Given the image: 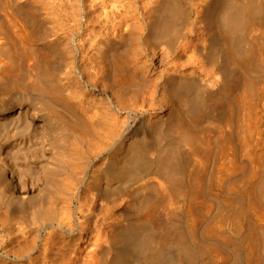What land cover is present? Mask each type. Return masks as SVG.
<instances>
[{"label": "bare ground", "instance_id": "obj_1", "mask_svg": "<svg viewBox=\"0 0 264 264\" xmlns=\"http://www.w3.org/2000/svg\"><path fill=\"white\" fill-rule=\"evenodd\" d=\"M150 4L148 15L151 21L148 19L147 24L141 27L145 28L141 42L145 46L151 44L149 47L154 50L165 44L167 54L174 56L177 45H181L180 41L186 39L183 35H193L200 31L190 22L192 10L189 0H151ZM198 5L205 11L201 20L202 23L205 22L204 27L199 26L203 29L202 35L186 41L178 57H188L199 71L205 72V78H200L197 69L186 74L182 63L178 61H174L173 66L168 69L165 67L160 83L151 92V99H157L156 103L160 108H163L164 99L170 100L174 109L166 119H150L138 115L134 128L120 124V117L104 108L100 110L102 108L97 104L92 105V108L87 106L89 109L84 108L86 105L75 103L76 101L73 103L70 97L74 93L70 94V99L66 96L67 91L58 79V72L63 65L59 63L64 57L57 44L52 45L51 41L52 43H44V48L41 45L39 48L35 39L22 35L18 37V44L21 42L25 50L20 53L16 46L17 39H12L7 30L3 32L5 36L0 35V54L6 55L5 58L0 57V80L8 79L0 85V232L9 237L18 232L24 238L22 251H15L14 261L30 263L31 260L34 262V259L40 258L45 264L57 262L66 254L68 245L78 233L81 235L86 232L92 224L99 226L95 217L103 213L102 225L97 229L100 232L98 250L86 264H216V254L212 253H216L218 249L215 247L214 252V247L207 245L212 241L208 240L211 238L207 234L208 228L205 231L207 236L203 232L208 237V243L200 238L203 236V233L199 234L203 230V224L199 227L202 219L198 220L197 216L204 214H197V199L204 195L206 188L201 181L206 173L207 161H213L212 157L222 154L219 157L223 161L220 181L224 182L231 175L234 176L235 170L240 169L231 153L234 150L231 149V144L236 136L234 131H237L234 129V120L238 117L243 126L241 133L239 130L236 133L244 148V155L248 157L250 154L253 157L249 149L251 146L257 147L255 155L261 163L256 171L253 170L262 176L255 184L249 181L246 185V181V186L242 184L235 192L231 190L235 186L230 188L233 192L230 193L233 194L231 202H228L231 203V224L236 229L233 233L236 232L238 239L244 244L250 246L259 241L257 227L247 226L243 229V224L249 216L248 212L256 211L264 200V91L257 82L261 78V72H264V0H211L210 3ZM29 21L31 31L36 33L40 27L39 20L32 16ZM120 23L118 26L113 25L111 30L120 41L105 39L107 48L97 57L106 65L102 70V78L113 86L121 84L122 78L131 83L135 81L138 69L135 66L141 64L140 61L139 65L132 67L134 52L130 49L133 39H137L140 27L131 24L127 26L128 20L127 23ZM124 32L128 34L125 35ZM119 43H126L128 47L125 45V49L119 52L114 45ZM23 57L33 59L38 68L36 78L29 84H26L27 80L24 78L26 83L12 77L15 70L21 71L19 67ZM91 58L96 60L95 57ZM114 89L110 88L111 92ZM67 93H70L69 90ZM117 95L116 99L121 97V94ZM126 98L124 96L117 100L121 108L118 104L116 106L112 98H108V103L116 112L126 110L131 113L133 110L126 104ZM151 106H155V102ZM155 109L157 106L153 107ZM212 117L217 118L221 124L215 125V132L207 131L206 126L205 130L200 128L202 125L199 127L202 120ZM72 135H76L77 141L70 140ZM254 141L257 143H253ZM70 149L77 155L88 156L85 167H80L78 162L76 164L80 170L82 168L81 178L77 180V177H73L77 181L68 174L62 175L66 169L63 172L60 170L68 160L66 158L72 151ZM69 155L72 157L74 154ZM103 160V166L99 168L101 163L97 167ZM189 165L192 168H188ZM209 167L210 165L207 168ZM73 173L76 174L75 171ZM213 175L216 178L215 173ZM85 185L89 194L83 191ZM60 192L68 195H64V200L58 201ZM211 192L210 190V196L213 192L216 193L214 190ZM230 194H227L228 198L231 197ZM181 198H184L182 202ZM198 200L202 201L200 198ZM225 200L223 199L224 202L227 201ZM178 201L181 203L179 207L175 206ZM201 206L203 207L202 204ZM245 223L250 224L247 221ZM27 230L35 231V236L29 233L26 237ZM217 231L214 232L218 234ZM209 232L212 233V229ZM215 233V238H212L218 241ZM62 234L68 236L69 242L65 241L66 236ZM219 234L222 235L221 232ZM30 240L33 242L30 243ZM233 241L235 239L231 243H235ZM219 247L222 248L221 244ZM220 248L218 251L222 253ZM229 248L232 250V246ZM37 251L40 257L33 256L32 259V254ZM11 252L14 253V249ZM217 254L219 256V252ZM252 254L254 253H251L250 248L247 252L248 262L251 261ZM68 258L69 261L74 259L73 256Z\"/></svg>", "mask_w": 264, "mask_h": 264}, {"label": "rangeland", "instance_id": "obj_2", "mask_svg": "<svg viewBox=\"0 0 264 264\" xmlns=\"http://www.w3.org/2000/svg\"><path fill=\"white\" fill-rule=\"evenodd\" d=\"M150 2H151V0L150 1L149 0H0V9H1L0 10V35L5 36V34L3 32H4V30L5 31L7 30V32H9V34L8 33L7 34L10 35L12 37V39H14V40L17 39V41H16L17 45L16 46H17V48H19L20 53L24 52V50H25L24 47L21 45L22 44L21 42H20V44H18L19 43L18 37H20V36L22 37V35L25 37L35 39L37 42V46H39V48H41V47L44 48L45 47L44 43L47 44L48 42H50V43L53 42L52 45L57 44L58 48L61 49L60 52L62 53V55L64 57L59 63L60 65L61 64H63V65H62V67H60V70L58 72V79L60 81H62V83L61 82L60 83H61V86L65 89V91L68 92V90H69V92H70L69 94L66 92V96L69 98L71 96L70 94L74 93V94H72V96L74 95L73 96L74 98L73 97H70L71 99L69 98L73 103L76 101L75 103H80L81 105L83 104L82 106L86 105V106H84V108H89L92 105L96 106L95 104H97L98 107L101 106L102 109L99 108L100 110H103V108H104L105 111L107 110V111H110L111 113L114 112L115 116H117L118 118L120 117L118 119L119 122H121L120 124L123 123V125H125L126 127H128V126L133 127V124H135L136 118L139 116L140 117H148L150 119L151 118L152 119H158V118L166 119L169 117L170 113L174 109L172 101L165 100V99L163 100V102H164L163 108H160V106L157 105V103H156V102H158V100L157 99L156 100L151 99V92L155 89L154 87H156L157 83L158 84L160 83L159 79H160L162 73L164 72L165 67L167 69L172 67L173 64L175 63L174 61H176V62L178 61L179 63H182L183 67L182 66L181 67L186 72V74H189L192 72V70L197 69L196 66L194 65L195 63L192 64V62L188 59V57H183V58L181 57L180 58L178 56H179L182 48L185 46L186 41H192V39L194 40L195 37L197 38L199 35H202L203 29L201 27H204L205 22L202 23L201 20H202L203 15L205 14V11L198 4H201V3L206 4V2L210 3L211 0H200V1L199 0H189V4H190L189 6H190V9L192 10V15H191L192 20L190 19V22L196 26L195 28H197V30L201 31V34H200V31H198L197 33H193V35L191 33L183 35L186 39L184 40V37H183L184 41H182V40L180 41L183 44L182 43H181V45L179 44L180 46L177 45L176 49L174 50L175 51L174 56L173 55L169 56L167 54L168 50H167V46L165 44H162L161 46L159 45L158 47H160V48H157V50H154L153 47L150 48L152 46L151 44H149L148 46H145L141 42V38H142V36H144V35H142V32H144L143 30L145 29V28L142 29L141 27H143L147 24L148 19H149V21H151V17L149 18V15H148V13H149L148 10H149L150 5H151ZM136 11L139 13H137ZM32 13H34V14H32ZM31 15L36 16L37 20H39L38 24H40L39 25L40 27L39 26L38 27L41 30L39 28L37 29L38 31L36 30V33L39 35H36V33L34 31H31V29L29 27V25H30L29 20L32 17ZM131 15H133V16H131ZM127 20H128V23H127ZM118 22L119 23L122 22V24L125 22V23H127V26H128V24H131L132 26H139L140 27V31H138V33H137V39L136 38H135V40L133 39V42L131 44L132 46L130 47V49H131L132 53L134 52L133 55L135 57V58L133 57V61L131 63L132 67L134 68L135 64L136 65H139L140 63L141 64L139 66H135L136 69L138 68L136 70L137 71V79L135 81H133L131 83V82H129L128 79L122 78L120 81L123 80L122 81L123 83L120 82L121 84L113 86L112 83H110L108 80L102 78V76H101L102 70H103V68H106V65L104 62L100 61L101 59L98 58L99 59L98 60L97 57L100 56L99 53L101 51L105 50L104 48H107L106 44H104L106 41L105 39H107V40L110 39V41L111 40L120 41L119 38L117 39L113 35V32L111 33L113 25L118 26L121 24V23L119 24ZM199 26H201V27H199ZM125 27H126V25H125ZM16 32L17 33L21 32L22 34L18 33V35H19L18 36ZM32 32L35 34H33ZM126 34H128V32H126L125 35ZM32 35H33V37H32ZM34 36H36V37H34ZM187 38H189V39H187ZM42 42H43V44H42ZM100 43H103V44H100ZM40 45H41V47H40ZM114 45L116 47V50L118 49L117 51L120 52V51L125 49L124 47H125L126 43L125 44L119 43V44H114ZM263 45H264V41H263ZM95 46L97 49L95 48ZM115 47H114V49H115ZM134 48H136V49H134ZM74 49L78 50V51H75ZM97 51H98V53H96ZM119 52H117V54ZM136 52H137V55H139V56L135 55ZM176 52H177V55H175ZM3 54H5V53H2V55L0 54V57L2 56L1 58L6 57V55H3ZM187 54L189 55L190 51H188ZM91 57H95L96 60L94 58H91ZM22 60H23V62L21 63V66L19 67V68H21L20 69L21 71H19V69L17 71L15 70L12 74V77H14L15 80H19V81L26 79L27 83L24 80L25 83L29 84V82L31 83L36 78L38 68L35 67L34 61L30 57L29 58L23 57ZM96 61H98V62H96ZM100 62L103 64V66H101L102 64ZM97 63L100 66H98ZM94 64H96V65H94ZM28 67H29V69H28ZM144 67L146 70L144 69ZM214 67L212 66V68H214ZM94 68H97V69H94ZM100 68H102V69H100ZM139 68H142V70L140 71ZM147 68H149V69H147ZM99 69H100V71H99ZM143 69H144V72H143ZM210 70H212V69L210 68ZM28 71H29V73H28ZM98 71H99V73H98ZM31 72H32V76L30 75ZM196 72L200 76L201 79L205 78V72L202 73L198 69ZM220 74L222 75V73H220ZM3 78L4 77H2V79ZM142 78H144L143 80H145V81L141 80ZM0 79H1V77H0ZM6 79L4 78L3 81L0 80V85L1 84L3 85V83L8 80V79L7 80ZM103 79L107 83H105V81ZM28 80H30V81H28ZM257 82L260 83V85L263 87V91H264V72H261V78ZM94 83H96V84L94 85ZM109 87L111 88V90L114 88L115 89L118 88L117 91L118 90L119 91L117 94H121L120 95L121 97H119L118 99H122V97H124V96H125V98L127 97L126 99L128 101L125 99L127 101L126 104H128L129 107L132 108L133 112L128 113V111H126V110L125 111L119 110L118 112H116L114 109H112V107H111L112 105L110 106V104L108 103V98H112L113 101H115L116 106H117V104L120 106V104H119V101H117L118 99H116L117 94L115 92H117V91H115V89H114L113 91H115V92H113V91L111 92ZM120 91H121V93H119ZM122 92H123V94H122ZM112 93H114L116 95H113ZM75 96L77 97V100H76ZM132 97H133V99H132ZM78 98H80V100ZM134 99L136 100V102ZM79 101H81V102H79ZM154 102H155V106H157V109H155V110H153V107H155V106H151V104L153 105ZM106 103H108V106ZM87 106H89V107H87ZM98 107H97V109H98ZM120 108H121V106H120ZM239 118L240 117L235 118V120H234L235 121V123H234L235 128L234 129H236L237 131L239 130L241 133V129H242L243 124L241 123L242 120L239 121ZM210 119L209 120H207V119L202 120L201 121L202 123L201 122L199 123V127H200V125H202L200 127L201 129H203V130L206 129L209 132H212V131L215 132V128H216L215 125L218 124L219 122L216 120L217 118L215 119L212 117V119L211 120ZM127 123H128V125H126ZM203 123H204V125H203ZM216 126H219V125H216ZM204 127H205V129H204ZM237 131H234L236 136L234 137L233 144L235 146H233V144H231V149L232 150L234 149L235 152L233 153L234 150L232 152L231 151L230 152L232 153V155L236 159L237 164L240 165L239 166L240 169L235 170V172H234L235 174L233 173L234 176L231 175L232 177L230 176L229 177L230 179L227 178L225 180L226 182L220 181L222 178V173L220 171L222 170L221 166H222L223 161H222V159L219 160V157L222 154L220 156L218 155L217 157L215 156L216 158L212 157L214 163H212L213 161L211 159H210V161L209 160L207 161V167L210 165L209 168H211V169L206 167V169H205L206 173H205V175H203L204 177H202L203 181H201V183H203L202 184L203 187L206 188L207 190L205 189V191L203 192L204 195L199 197L202 200L201 202H200V200H198L199 198L197 199V205H198L197 206L198 207L197 208V214H199V213L204 214V215L197 216L198 220L202 219L201 222L199 221V227L202 224L205 225V223H206V225L204 227L202 225V228H201V229H203L202 231L199 228V230L201 231V232L199 231L200 232L199 234L202 235L203 232L204 233H205V231L207 232L206 228H208V232H209V229H210V231H211V229L213 231L212 233L207 232L208 236L210 235L211 238L212 237L215 238L213 235L215 233L214 231L218 230L217 231L218 234L215 233L216 237H218V241L213 239V238L208 239V237H206L207 236L206 233H205L206 236L203 233V236H205V237H203V236L200 237V235H199V237L206 244L208 243V240H212L211 243L209 242L207 245H209V246L212 245V247H214L213 248L214 252H215V247L219 250V248H220L219 246L221 244L222 248H220V250H222V253H221V251H218V250H216V253H212L214 255L216 254L215 255V259L217 258V263L215 260L216 264H222L224 262L227 264L229 260L230 261L228 264H251V263L252 264H258V263L264 264V244H263L264 243V241H263L264 240V232L262 234V231H264V229H263L264 228V200L261 203L262 205L259 206L260 208L258 207L256 209V211H251V213L253 212L252 214L250 212H248L249 216L246 217L245 222L247 221L248 224L250 223L251 225L250 224L247 225L245 222L243 224V229H246L247 226H256L257 227V229L255 227L254 228L256 229L257 240H259V241H257V243L255 245L249 246V244H246V243L244 244L242 242V240L238 239L239 238L238 234H236V232L233 233L236 230L235 226L231 224V222H233V221H231V220H233V218L231 219V215H230L231 203H228V202L229 201L231 202L230 199L233 197V194L231 195L230 193L235 192L237 187L242 186V184L244 186H246L249 181H250V183L252 182V184H253V182H254V184H255L258 181V178L262 176V174L259 175L257 172L255 173L257 167H260V163H261L255 155V149H257V147L253 146L254 149L252 150L253 147L250 145L251 148L249 146V148H250L249 150L251 151V154L253 155V157H250V154L248 157L245 156L244 155L245 154L244 148L241 147L242 146L240 143L241 141L239 140L238 135L236 133ZM73 136L75 137V139H73L74 138ZM70 140H76V135H72ZM76 141L75 142L73 141L74 144H76ZM253 143H257V142L254 141ZM71 147H72V144L70 145V148ZM258 148H260V147H258ZM70 150H72V149H70ZM69 154H74V155H72V157H71V155H69ZM75 155H76V157H75ZM86 156H87L86 154L81 156L80 154L77 155V153H75V151H73V150L70 151L67 155V158H66L69 160V163H67L68 160L67 161L65 160L66 162L64 164H67V165L63 164V166L60 169V170H62L61 172H63L64 169H66V171H67L66 172L64 170L65 173L63 172L62 175L68 174V175H70L71 178L77 177V180L79 179V177L81 178L82 168L80 170L78 165L81 164L80 167H83L84 165L86 166V163L88 160V156H87V158H86ZM77 157H79V158L82 157V158L79 159ZM73 158H75V159L73 160ZM104 160L102 162H99L97 164V167L101 163L102 164L99 166V168L102 167ZM76 164H78V165H76ZM75 166L78 167L77 170H76ZM73 167H75V168H73ZM188 168H192V166L189 165ZM214 168H216V169H214ZM261 168H262V165H261ZM73 169L77 175H79V173H80V176H77L76 174H74ZM206 170L207 171L212 170V171L207 172ZM252 170H253V172H252ZM262 170H264V165H263ZM213 173H215L216 178H214ZM249 173H250V175L248 176ZM261 173H263V172L261 171ZM233 178H235V179H233ZM241 179H243V180H241ZM77 180H76V178L74 179V181H77ZM221 182H223V183H221ZM245 182H246V185H245ZM219 183H221V184H219ZM239 183H241V184L239 185ZM218 184H219V187H218ZM206 185H207V187H206ZM210 186H211V189H209ZM231 187H234L235 189H233ZM217 188H219V189H217ZM230 188L233 192L230 190ZM85 189H86V185L84 186L83 191L85 193L87 192L89 194V191L87 189L86 190ZM226 189H228V190H226ZM210 190L212 192H213V190L216 191V193L211 192L213 194V196L214 195L217 196L216 198H215V196L213 197L212 194L210 196V194H209ZM217 191L220 192V194ZM225 193H226V195H225ZM66 194L68 195V193H66V192L63 194L60 192V195H58V201H59V199L64 200V197H65L64 195H66ZM223 194H224V196H223ZM227 194H230L231 197L228 198L227 196H229V195H227ZM67 195H66V197H67ZM208 195H209V197H208ZM62 196H63V198H62ZM211 197H212V199H211ZM225 198L227 201L225 200ZM223 199L226 202H224ZM183 200H184V198H183ZM183 200L181 198L180 202H182ZM204 201H205V203H204ZM180 202L178 201V204L177 205L175 204V206L179 207V205L181 204ZM223 202H224V205H223ZM61 203H64V202H61ZM199 203H201L204 208ZM59 206L62 207V205H59ZM202 209H203V211H202ZM199 210H200V212H198ZM204 210L206 211V213H204L205 212ZM104 214H105V212H104ZM227 214H229V215H227ZM102 215H103V213L98 214V216L95 217V221L98 220V223H100L99 226L97 224H96L97 226L95 224H92V226H90L86 230V232H83L81 235H79V233H78L75 240L73 242H71V244L68 243L69 244L68 245V251L66 252V254L63 257H60L57 260V262L54 261L55 262L54 263L53 261H50V262H48V264H50L51 262L53 264H86L88 262V260L91 259L92 255H94V253L98 250L97 243H99L98 241L100 240V239H98L100 237V232H98L97 229L102 225L101 223L104 219V217ZM201 216L204 217V219ZM226 216H228V217H226ZM206 217L209 219H207ZM231 226L234 228H232ZM230 228H232L231 232H230ZM220 232L222 233V235L219 234ZM29 233L34 235L35 231L28 232V230H27V232L25 233V236L27 237ZM228 233H229L231 238L228 237L229 236ZM233 234H235V235H233ZM62 235L64 237L66 236L65 241L69 242L68 236L65 234H62ZM11 236L12 237L6 236L3 232H0V264H34L35 262H36L35 264H45L44 262H42V260L40 258H38L36 260L34 259V262H32V260L30 259L31 260L30 263H29V261H27V262L21 261V260H19V261L15 260L14 261V255L18 251H22L21 248H22V244L24 242V240H23L24 238L22 239V237H23L22 234L21 233L18 234V232L14 233ZM233 236H235V238ZM219 237H220V240H219ZM226 237H228V238H226ZM221 238H223V239H221ZM224 238H226V240ZM229 238L232 240L235 239V241H233L235 243H231L232 240L230 241ZM260 238H262L263 240ZM227 239H229V240H227ZM239 240L244 245L241 244V242H238ZM219 241H221V243ZM225 241H226V243L228 242L227 245H226ZM32 242H33V240H30V243H32ZM217 243H220V244H217ZM237 243H239V244H237ZM37 244H38V247H41L40 243H37ZM12 245L14 247H12ZM17 245H19V247H17ZM8 246L11 248H9ZM228 246L229 247L232 246V250ZM241 246H242V248H241ZM244 246H245V248H244ZM75 247H76V249H75ZM235 247H237V248H235ZM249 247L251 248V253H254V254H252L251 261L248 262L247 252H248V250L250 251ZM13 249H14V253L11 252V251H13ZM74 249L77 251V253H76V251L75 252L73 251ZM39 250H41V248H39ZM226 250H228V252ZM238 250L240 252H238ZM15 251H16V253H15ZM38 252L39 251L32 254V259H33V256L38 257L40 255V253H38ZM73 252L75 254H73ZM218 252H219V256L217 254ZM235 252H236L237 256L234 254ZM8 256H11V257H8ZM71 256H73L74 259L72 261H69L70 258H68V257H71ZM220 258H221V260H220Z\"/></svg>", "mask_w": 264, "mask_h": 264}]
</instances>
